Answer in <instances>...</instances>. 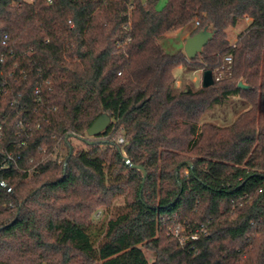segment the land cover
Here are the masks:
<instances>
[{
    "label": "trees",
    "instance_id": "obj_1",
    "mask_svg": "<svg viewBox=\"0 0 264 264\" xmlns=\"http://www.w3.org/2000/svg\"><path fill=\"white\" fill-rule=\"evenodd\" d=\"M158 1L0 0V264H264V0ZM190 24L212 39L168 52ZM236 95L231 124L202 121Z\"/></svg>",
    "mask_w": 264,
    "mask_h": 264
},
{
    "label": "rangeland",
    "instance_id": "obj_2",
    "mask_svg": "<svg viewBox=\"0 0 264 264\" xmlns=\"http://www.w3.org/2000/svg\"><path fill=\"white\" fill-rule=\"evenodd\" d=\"M167 3V0H159L157 3V8L162 9ZM247 21L242 20L238 25L230 30V41L234 42L237 39V36L241 30H244V28L247 26ZM193 28V24H190L186 26L184 29L179 30L173 34H169L166 38L163 40V44L166 48V50L170 53H173L179 49L184 51V44L185 40L188 37L189 31ZM185 53V52H184ZM184 71L181 67L177 68L175 70V74L178 77L176 85L181 86L183 83L192 84L195 87H199L202 85V70H197L192 73V75H187V78L185 82H182L181 76L183 75ZM223 74V73H222ZM220 73L218 76H222ZM248 103L239 96H232L229 101L222 105L214 106L212 109H210L204 116L203 122H212L214 124L223 126V125H229L233 122V120L246 108H248ZM80 145H83L79 142ZM188 171L185 169L184 173H187ZM124 197L119 196L114 199V205L112 206L110 211H102L97 212L94 217L97 220L98 224V234L102 232L105 229L106 222L111 218V216L115 213V210L121 205L123 202ZM171 231L170 233H174L175 226L171 224ZM169 236V234L167 235ZM168 241V240H167ZM146 255L148 257H152L154 255L151 250L145 249Z\"/></svg>",
    "mask_w": 264,
    "mask_h": 264
},
{
    "label": "water",
    "instance_id": "obj_3",
    "mask_svg": "<svg viewBox=\"0 0 264 264\" xmlns=\"http://www.w3.org/2000/svg\"><path fill=\"white\" fill-rule=\"evenodd\" d=\"M213 31L209 30L208 28H204L200 32L194 34L193 36H189L185 40L184 44V52L188 59H194L203 49L204 46L208 44V42L213 37ZM214 82L213 73L211 70H205L203 71L202 75V86L208 87L212 85ZM238 86L241 88H246L247 85L239 82ZM111 122V118L107 113H102L99 115V117L93 122L91 127L87 130L88 136H95L103 131H105ZM125 161L127 163H130L128 158H125ZM140 168V167H139ZM143 172V177H146V171L142 168H140ZM5 188L10 190V188L7 185H4Z\"/></svg>",
    "mask_w": 264,
    "mask_h": 264
},
{
    "label": "built area",
    "instance_id": "obj_4",
    "mask_svg": "<svg viewBox=\"0 0 264 264\" xmlns=\"http://www.w3.org/2000/svg\"><path fill=\"white\" fill-rule=\"evenodd\" d=\"M48 1L51 2V0H48ZM245 20L247 21V23L250 22L249 17H246ZM235 41H236V40H235ZM226 61H227V62H230V61H231V56L226 57ZM220 73H221V72H220ZM220 73H219V74H220ZM221 74H222V73H221ZM220 77H221V76H218L217 79L220 78ZM38 91H39V88L37 87V89H36V93H38ZM2 134H3V125L0 123V138L2 137ZM118 141H119V142H122L123 139H122V138H119ZM0 158H2V160L0 161V170H3V169H5V168L8 166V161H9L10 158H9L8 156H4V155H2V152H0ZM0 184L4 185L3 182H0ZM174 234H175L176 236H178V235L180 234V226H179V225L175 226ZM191 238H197V235H196V234H192V235H191ZM184 239H185L184 237L181 238V243H183V240H184Z\"/></svg>",
    "mask_w": 264,
    "mask_h": 264
}]
</instances>
